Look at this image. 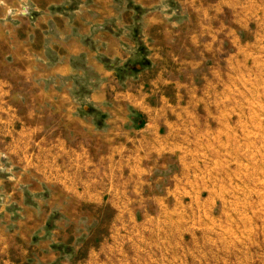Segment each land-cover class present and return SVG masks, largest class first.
I'll list each match as a JSON object with an SVG mask.
<instances>
[{"label":"rangeland","instance_id":"obj_1","mask_svg":"<svg viewBox=\"0 0 264 264\" xmlns=\"http://www.w3.org/2000/svg\"><path fill=\"white\" fill-rule=\"evenodd\" d=\"M58 48L78 54L80 98L96 61L107 100L130 78L175 98V156L127 209L106 181L58 182ZM104 106L78 109L102 130ZM90 151L99 176L101 144ZM0 264H264V0H0Z\"/></svg>","mask_w":264,"mask_h":264},{"label":"crops","instance_id":"obj_2","mask_svg":"<svg viewBox=\"0 0 264 264\" xmlns=\"http://www.w3.org/2000/svg\"><path fill=\"white\" fill-rule=\"evenodd\" d=\"M62 23L58 20V25ZM75 32H78V27L72 25L58 29V42L66 44L73 39ZM103 36H107L106 50L108 51L105 52L110 55L109 46H112L114 39L109 34ZM77 59L78 54L74 55L70 50L58 48V64L53 65L50 70L49 89L56 93L58 88V149L63 150L61 153L66 158L70 157L69 162L61 159L58 163V182L70 190L69 183L106 181L107 189L113 191L110 192L112 198L120 203L114 204L119 209L123 207L127 209L130 201L126 198L134 200L136 183L140 182L142 177L151 178L157 166L167 165L162 161L163 159L175 156L176 142L172 141L171 135L174 134L176 125L174 126L175 123L169 113L175 111L178 106L174 102L175 98L164 93L165 89L160 85H156L151 95L147 88L142 91L147 85L145 82H141L140 90L138 81L133 78L128 81L130 83L131 80L129 90L121 95L115 94L112 99L107 100L105 89L112 86L109 81L110 73L97 61L90 63L95 66L94 72H97L96 76L92 74L94 79L89 78L91 83H88V86L91 87V91L86 98H80L75 91L76 83L80 80L73 64ZM22 69V78L28 83L32 80V71L28 68ZM10 74L11 71L7 74L6 82L11 85L15 78ZM40 78L43 79L42 85L40 81L35 80V82L40 87L45 86V77ZM80 100L82 102L87 100L101 107H105L104 103H106L107 117L102 130L95 128L91 115L78 109ZM110 100L111 103H109ZM120 102H125V106L136 108V114L131 110L120 109L118 107ZM56 111L54 110V114ZM142 120L148 124L142 125ZM98 136H101V141L96 140ZM98 144H101L103 151L102 171L99 176L88 159L89 155L92 156L90 149L93 150ZM80 155H84L87 160L80 161ZM119 188L128 189L131 195L124 191L120 193L116 190ZM122 197L126 200H122Z\"/></svg>","mask_w":264,"mask_h":264}]
</instances>
